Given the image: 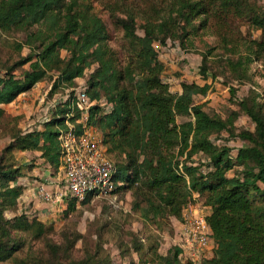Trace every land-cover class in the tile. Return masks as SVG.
<instances>
[{"label":"trees","instance_id":"obj_1","mask_svg":"<svg viewBox=\"0 0 264 264\" xmlns=\"http://www.w3.org/2000/svg\"><path fill=\"white\" fill-rule=\"evenodd\" d=\"M159 1L164 6L155 12H135L121 2L110 4L111 21L122 31L123 40L121 49L115 50L108 44V29L92 0H0V31L24 32L25 38L16 48H29L0 75V105L13 102L55 74L52 95L74 85L88 69V94L94 99L103 97L111 105L107 113L101 112L99 105L92 106L89 122L101 132L117 166L121 185L115 193L130 191V209L161 232L173 229L171 218L179 219L183 207L197 193L207 207L206 220L216 243L214 255L201 264H264V93L251 90L236 102L238 109L224 115L210 113L204 102L196 101L213 92L217 81L206 56L199 66L205 82L183 81L181 91L174 93L162 78L165 66L155 46H165L170 40L186 49L189 37L212 23L225 50L237 55L225 58L231 77L239 83L250 81V65L261 61L264 66V7L252 0ZM242 25L259 30V38L243 36ZM63 49L65 57L60 55ZM26 63L27 70L13 73ZM262 77L264 80V70ZM229 92L230 97L235 95L231 85ZM61 107L60 116L45 121L42 129L16 131L4 150L40 151L54 175L60 165L57 128L66 126L69 111L66 105ZM2 113L0 107V116ZM241 113L253 121V131L235 132ZM77 116L75 112L68 119L74 122ZM178 117L185 120L178 122ZM223 132L228 139L244 141L235 156L228 145L217 142ZM233 167L239 170L230 176ZM21 176L20 167L0 158V225L32 229L41 235L45 224L35 216L20 212L10 221L3 215L5 209L17 207L24 189L18 183ZM75 204L73 199L66 200L62 213L69 214ZM155 237L147 245L137 236L130 240L140 263L193 264L179 260L176 246L159 253L160 236ZM6 245L0 242V252L8 249ZM90 256L91 261L81 264H112L109 258Z\"/></svg>","mask_w":264,"mask_h":264},{"label":"rangeland","instance_id":"obj_2","mask_svg":"<svg viewBox=\"0 0 264 264\" xmlns=\"http://www.w3.org/2000/svg\"><path fill=\"white\" fill-rule=\"evenodd\" d=\"M252 1L264 7V0ZM118 2L125 4L124 7L134 8L135 12L140 9L155 12L164 6L159 0H92L95 11L108 29V44L115 50H120L123 44L122 31L113 25L109 7ZM118 11L115 10L117 14ZM137 21L142 22L139 16ZM214 28V24L211 23L209 27L198 31L196 35H191L188 39L191 44L187 42L186 49H181L177 41L171 42L170 40L165 46L160 44H155V46L159 53V60L165 66L162 78L172 88L182 75L186 76L182 77L183 80L189 79L203 84L205 79L199 73V66L203 56H206L205 61L210 71L218 75L217 81L213 92L205 98L198 97L196 101L204 102L206 111L224 115L230 109H238L236 102L247 96L251 90L264 93L262 77L264 66L261 61L253 62L249 70L252 80L243 83L234 80L230 71L225 67V58L228 56L236 58L237 55H232L225 50L222 39L215 34ZM240 30L247 39L259 38V30L250 29L247 25H242ZM137 33L142 34V30L138 29ZM24 38L25 33L22 31H0L1 76L5 75L8 67L29 52V48L25 45L19 51L16 48V43L23 42ZM60 55L67 56V51L61 50ZM28 68V63H26L15 69L13 73L19 75ZM54 78L55 74L51 78L36 83L33 89L25 92L19 99L16 98L14 102L0 105L3 108L0 116V158L3 163H12L20 167L22 171L42 165L36 163L38 162L37 156L33 152L29 154L18 149L5 151L4 148L12 141V136L16 131L31 130L37 125L42 126L47 121L41 116L42 109L46 110V108L40 98L43 95L50 96ZM230 85L235 88L233 97H230ZM62 108L59 106L56 110H47L46 117L57 118L56 115L60 116ZM183 120H185L184 117L177 118L178 122ZM243 130L253 131L254 123L247 115L241 113L235 121V132L239 133ZM217 140L219 144H226L231 148L232 156L244 143L238 137L228 139L226 132L221 133ZM194 157L199 158V155ZM48 169L52 175L51 172L53 173L54 169L49 165ZM238 170L233 167L228 171V175L232 176ZM22 196L18 198L15 210L12 208L4 210V217L11 221L25 210L26 214L35 216L43 222L45 228L41 235H35L32 229L23 231L9 226L3 228V225H0V242L7 244L8 248L4 253L0 252V264H81L87 259L91 261V254H96L98 258H104V260L109 258L112 264H136L138 254L130 243L134 236L141 238L142 242L147 245L157 238L155 234L159 235L158 251L160 253H165L169 247L173 246L175 226L172 225L171 231H157L154 226L144 223L139 215L130 209V200L122 195L116 201L104 196H92L85 203H76L75 208L67 215L62 213L65 208L47 206L41 201L39 205H36L35 201H23ZM96 260V258L92 259V261Z\"/></svg>","mask_w":264,"mask_h":264},{"label":"built area","instance_id":"obj_3","mask_svg":"<svg viewBox=\"0 0 264 264\" xmlns=\"http://www.w3.org/2000/svg\"><path fill=\"white\" fill-rule=\"evenodd\" d=\"M88 73L87 69L74 85L40 98L46 108L41 112L44 119L52 117H46L47 110H56L62 105L69 108L66 126L57 128L60 165L52 178L39 182L36 187L38 200L47 206L65 208V201L68 199L80 204L88 195L111 199L116 195V188L121 185L116 178L117 166L108 153L101 132L89 122L92 106L99 105L101 112L107 113L111 110V105L103 97H90L87 92ZM75 112L78 116L72 122L68 117ZM235 155L236 153L233 154ZM24 213L27 212L24 210ZM206 215L207 207L199 195L193 193V200L183 207L174 230L173 246L179 249L180 261L201 264L214 255L216 243Z\"/></svg>","mask_w":264,"mask_h":264},{"label":"crops","instance_id":"obj_4","mask_svg":"<svg viewBox=\"0 0 264 264\" xmlns=\"http://www.w3.org/2000/svg\"><path fill=\"white\" fill-rule=\"evenodd\" d=\"M182 77H186L185 75H182ZM179 79V80H176L177 81V84L174 85V87L172 88L171 85H170V90L174 93H179L181 91V82L183 81H186V82H190L191 80L189 79ZM81 79V77H78L75 79V81H79ZM33 89V88H32ZM27 92V91H26ZM24 93L20 94L17 99H19L21 97V95H24ZM35 128L37 129H42V126L40 125H37L35 126ZM26 151V152H25ZM24 153H34L35 156H37V159L38 162L36 163H40L42 164L41 166H37V167H33L32 169L30 170H23L22 171V176L19 177L18 179V183L21 184L23 186V192H22V197H24L23 201H35L36 205H39V200L36 196V187H37V184L39 182H42L43 180H46L47 178H52L54 175H50V172H49V169H48V165L44 162V159L40 157V152L39 151H28V150H24L22 151ZM49 188H51V186H48ZM124 196L127 200L129 199L131 201V193L130 191H127L123 194L121 193H116L115 197L111 198L112 201H116L117 198ZM39 203V204H38ZM42 205V204H41ZM176 222H177V219L172 217L171 218V223L173 226L176 225ZM168 250V249H167ZM166 250V251H167ZM159 252V251H158ZM160 253V252H159ZM166 253V252H165ZM165 253H161V254H165ZM136 264H139V257H137V260L135 262ZM153 264V263H152Z\"/></svg>","mask_w":264,"mask_h":264}]
</instances>
